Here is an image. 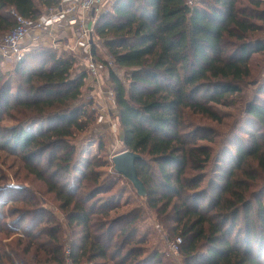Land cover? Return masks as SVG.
<instances>
[{"label": "trees", "instance_id": "16d2710c", "mask_svg": "<svg viewBox=\"0 0 264 264\" xmlns=\"http://www.w3.org/2000/svg\"><path fill=\"white\" fill-rule=\"evenodd\" d=\"M65 1L0 0V38L17 26L12 11L34 22ZM95 30L110 60L96 45L91 56L107 70L126 150L143 157L148 199L133 191L137 205L118 213L124 177L110 159L79 168V137L96 122L79 57L32 47L10 72L0 58V264H66L68 247L73 264H176L149 218L172 242L204 221L225 237L181 264H264V80L251 87L264 0H117ZM6 120L34 136L6 138Z\"/></svg>", "mask_w": 264, "mask_h": 264}, {"label": "rangeland", "instance_id": "374dc122", "mask_svg": "<svg viewBox=\"0 0 264 264\" xmlns=\"http://www.w3.org/2000/svg\"><path fill=\"white\" fill-rule=\"evenodd\" d=\"M116 4L117 0H103V4L101 5L100 9L95 11V24L100 16L111 13ZM35 47H44L49 50H56L47 47L44 44H39ZM105 58L107 59L106 56ZM98 66L100 69L101 66ZM3 69L4 72H10L16 69V65H3ZM78 69V72H83L84 70L89 72V80L87 81L84 89V96H87L86 99H88V101L93 102V108L95 109L96 116V122L84 135L79 137V147L82 145L80 148L81 156L79 168L81 171H85V164H87L88 162L93 160V158L98 156V158L101 159V163H103L104 161H109L110 159V165L113 166L112 158L115 155L127 150L123 144L124 133L119 123L118 109L116 107V104L114 102H112L111 104L108 103L109 92L112 91V89L110 85L111 82L108 78L107 70L101 68V74L98 69L96 70V73H94L86 67L83 70V67L80 64H78ZM115 71H117L118 74L122 72L119 68H115ZM123 73L124 71L120 75L123 76ZM258 73L259 78L258 80L251 83V87L255 88L259 82H262L264 80V64L258 69ZM229 111L235 114L234 109H230ZM42 123L46 124V127L49 126L48 121H44ZM145 123L150 130L162 136L174 134V132L169 127L162 126L150 120L149 118L145 120ZM4 125L6 126V131L3 133L4 136L15 141H20L22 144L28 142L34 136L35 133L34 131L28 130L26 128H19L18 126L11 124V122L7 120L5 121ZM100 142H103L104 144V150L102 152H100L99 150ZM95 170H99L101 172V178H105L107 174H110L112 172L111 168H108L106 166L97 167ZM117 178L118 177H116V179ZM123 181L124 183L122 184V187H124V191L126 194L124 198L118 199V202H121V207L119 208L118 213L126 212L137 205V197L136 194L133 192L130 183H128L125 178H123ZM37 186L39 190L42 189V185ZM51 209L54 210V212L57 211L55 206H52ZM148 216L149 213L147 214V218ZM146 224L154 225L158 229L157 231L152 227V229L157 232L161 240L164 252L167 253L169 245L170 243H172V241H169L166 238V233L160 228V226L156 224L154 219L149 218ZM147 227H145L141 233H144ZM65 237L66 239L71 238L68 230L67 233H65ZM224 238L225 237L222 235V233L219 232L211 223L204 221L202 222L201 229L199 230V232L193 238H188L186 240V244L183 247V250L178 255H172L169 258L176 264H181V262L187 256L201 250L205 244H208L210 242H221ZM153 243H156V240L153 241Z\"/></svg>", "mask_w": 264, "mask_h": 264}, {"label": "built area", "instance_id": "2783aa9c", "mask_svg": "<svg viewBox=\"0 0 264 264\" xmlns=\"http://www.w3.org/2000/svg\"><path fill=\"white\" fill-rule=\"evenodd\" d=\"M103 4V0H66L58 9H51L45 16L37 21H30L12 11L17 18V26L10 33L0 38V58L2 64L16 65L23 59L26 51L39 44L46 45L49 36H52L54 29L60 36L66 33L67 27L73 26L79 31L78 45L84 47L86 54L87 68L96 73V63L91 57L92 48L98 46L102 53L110 60V56L102 46V42L95 30V20L91 16L92 11H97ZM28 38H31V45L24 46ZM98 66V65H97ZM109 104L114 102V94L109 92ZM185 245L182 238L170 243L169 255H178ZM66 264H73L71 249L68 247L65 252Z\"/></svg>", "mask_w": 264, "mask_h": 264}, {"label": "water", "instance_id": "95a60500", "mask_svg": "<svg viewBox=\"0 0 264 264\" xmlns=\"http://www.w3.org/2000/svg\"><path fill=\"white\" fill-rule=\"evenodd\" d=\"M143 160V157L133 151H124L112 158L114 171L124 177L131 185L133 191L142 201H147L148 192L144 183L140 180L137 164Z\"/></svg>", "mask_w": 264, "mask_h": 264}, {"label": "crops", "instance_id": "0c3cea01", "mask_svg": "<svg viewBox=\"0 0 264 264\" xmlns=\"http://www.w3.org/2000/svg\"><path fill=\"white\" fill-rule=\"evenodd\" d=\"M91 16L94 18L95 11L91 12ZM51 32L52 36L48 37L45 46L56 49L57 53L59 54L63 53L64 51L72 52L75 56L77 55L80 58L79 64L82 65L83 68H87L86 57L88 55L86 54L84 47H82L80 44L78 45L77 43V40H79L78 29L74 28L73 26H69L67 27L66 33L62 34L60 37V34H58L54 29ZM30 45L31 38H28L24 43V46L29 47ZM96 68L99 70V66L96 65Z\"/></svg>", "mask_w": 264, "mask_h": 264}]
</instances>
